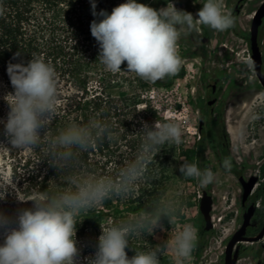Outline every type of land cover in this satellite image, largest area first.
Here are the masks:
<instances>
[{"label": "clouds", "instance_id": "1", "mask_svg": "<svg viewBox=\"0 0 264 264\" xmlns=\"http://www.w3.org/2000/svg\"><path fill=\"white\" fill-rule=\"evenodd\" d=\"M91 4L93 16L102 17L91 22L90 30L99 45L98 59L105 70L119 73L126 62L124 71L151 83L179 70L182 61L177 45L182 35L199 33L202 27L222 32L235 23L234 17L223 10L222 0H203L195 17L177 9L173 3L157 10L137 0H127L114 7L110 14L104 10L97 13L95 0H91ZM19 55L17 52L13 58ZM248 67H253L251 60ZM7 73L14 91L4 96L10 110L6 121H0L7 138V146L0 143V148L35 149L41 143V130H46L45 134L55 116L56 70L50 62L33 56L26 65L10 62ZM142 131L144 140L139 155L116 177L70 175L64 178L70 185L66 191L35 195L30 199L33 207L21 210L14 219L0 213V229L4 230L0 264H77V213L105 199L130 195L157 146L166 142L181 143V130L174 123H155L151 127L145 124ZM105 136L112 137L109 125L95 119L84 126L71 125L49 141V162L61 171L74 167L78 153L95 148ZM223 167L231 169L228 158L223 161ZM179 172L185 177L196 178L201 187L213 183L216 178L210 169L201 171L196 163H182ZM6 190L0 199L4 198ZM173 210L171 202H161L151 211H142L139 216L120 224L101 228L98 249L94 258H86L87 264H160L159 257L168 250L169 243H174L177 264H182L190 258L198 239L197 230L190 225L163 246L135 252L131 258L125 251L129 246V235L144 228L152 232L160 226L162 217H167L170 224L174 223Z\"/></svg>", "mask_w": 264, "mask_h": 264}, {"label": "trees", "instance_id": "2", "mask_svg": "<svg viewBox=\"0 0 264 264\" xmlns=\"http://www.w3.org/2000/svg\"><path fill=\"white\" fill-rule=\"evenodd\" d=\"M141 1L137 0L138 3ZM150 6L156 9L158 5L151 2ZM100 19V16H93L87 0H0V121H6L10 110L4 96L14 91L7 73L10 62H23L26 65L33 56L39 57L54 66L58 77L55 116L47 132L44 134L46 130H41L40 145L35 149L26 150V154L18 149L9 154L14 162V177L17 173L19 178L22 175L23 181H27V191L33 190L34 194L47 192L54 195L66 191L70 185L65 177L77 175L76 171L80 176H91L94 173L93 156L96 153L104 155L109 151V138L105 136L95 148L78 153L74 167L58 170L49 162L48 149L49 141L59 135L63 125L84 126L95 119L108 124L112 134L119 128H123L127 134L132 133L135 127L143 129L142 121L150 126L158 120L155 111L138 112L137 105L140 102L136 100L135 95L116 99L111 96V72L106 71L100 63L99 45L90 30L91 22ZM17 52L20 53L19 57L13 58ZM175 75L181 76L177 72ZM171 82L172 79H169L158 84L168 88ZM144 87L146 85L143 84L142 88ZM2 142L7 146L4 124L0 123V143ZM138 143L140 142L134 141V145L138 146ZM198 152L196 147L181 150V164L187 162L199 166ZM124 167L126 165L118 162L112 170V177H116ZM17 169L20 172H17ZM163 173L161 166L159 178H156V175L149 178L147 175L143 182L137 181L132 193L127 197L105 199L98 206L82 209L77 213V264H87L86 258H94L90 254L88 257L85 255L91 251L92 246H98V238L105 224H120L138 216L142 211H151L160 203L166 181ZM3 200L0 199V213L7 216L8 200ZM87 229L93 232V236L84 245ZM203 234L200 229L195 244L198 251L203 246L200 241ZM128 240L129 246L125 251L129 258L134 256L135 252L150 251L146 244L147 241L150 244L153 242L152 237L139 241L131 235ZM160 264L172 263L162 258Z\"/></svg>", "mask_w": 264, "mask_h": 264}, {"label": "rangeland", "instance_id": "3", "mask_svg": "<svg viewBox=\"0 0 264 264\" xmlns=\"http://www.w3.org/2000/svg\"><path fill=\"white\" fill-rule=\"evenodd\" d=\"M87 1L90 11H92L91 0ZM225 1L222 0V3ZM259 1H248L242 12L244 14L251 13L254 5ZM126 2L127 0H95L96 12L99 13L101 10H104L110 14L114 7ZM151 2L152 0H142L140 3L150 6ZM228 2H231V0ZM169 3H173L179 10L192 13L194 17L203 6V0H166V2L157 6L156 9L159 10L160 8L167 7ZM241 22L243 23L244 21ZM201 34L211 39L210 46L218 45L220 42L221 32L202 27ZM238 42L241 45L235 49L238 52L236 64L239 66L236 69L235 80L239 86L240 101L234 109L233 114L237 118H240V120L239 122H235L230 129L237 140L235 144L239 146V150L244 151L245 156H251V164L257 167L260 165L264 166V93L257 90L250 83L245 84V81L249 80V75L252 73L248 68V55L246 51H243V44L240 41ZM204 47L206 50H209L206 46ZM177 49L182 61L177 71L181 75L180 77H175L176 75L174 74L151 83L141 79L134 73L124 71L127 67L126 62L122 64L121 72L111 73L109 86L113 98H129L135 95L136 100L140 102L137 105L138 112H156L158 120L151 123L150 127L155 123L156 125L174 123L179 126L182 133L180 144L166 142L157 146L155 151L150 155L142 178L138 180L143 182V178L147 177V175L149 178L155 175L156 178H159L160 168L161 166L163 167V176L166 178V181L160 203H172L174 223L170 224L168 218L163 217L160 221V226L152 232L144 228L138 233L131 234V236H135V240L139 241H145L152 237V245L148 241L146 244V247L152 250L157 245L163 246L166 242L173 241L174 236L185 226H192L197 230L198 234V231L203 227L202 216L198 211V199L201 196V190L209 189L213 198L210 212L213 227L201 236L200 241L203 245L201 250L198 251L194 247L190 258L183 260L182 264H221L226 238L234 231L237 225L236 215L239 211V187L231 175L222 172L214 163H207L204 156L208 157V152L199 156L198 167L201 171L210 169L214 173L216 178L213 183L201 187L196 178L185 177L179 172L182 160L180 152L181 150L191 148L196 137L190 104L192 98L197 97L195 87L199 65L196 58L192 59L190 57L192 49L189 35L181 36ZM169 79H172V82L168 88L160 87L158 84V82L165 83ZM156 83L158 85H155ZM143 84L146 87L142 88ZM71 125L74 124L63 125L60 128L59 134ZM142 125H145L144 121H142ZM142 130L141 127H135L132 133L126 134L123 128H119L109 139V151L104 155L96 153L93 156L94 173L91 176H80L78 175L80 173L76 171V176L81 178L112 177V170L118 165V162L126 166L134 162L140 153L144 140ZM134 141L140 142L138 146L134 145ZM2 144H5V142H2ZM15 150L11 151L7 148H0V189L2 195L5 189H7L3 201L7 202L8 200L6 203L8 206L6 214L13 219L21 210L31 209L33 202L30 199L39 194H34L33 190L27 191V181H23L22 175L19 178L17 173L14 177L12 172L14 162L9 154L11 152L14 153ZM21 151L24 154L28 152L26 150ZM17 172L20 171L17 169ZM24 177L26 178V176ZM11 226L14 227L16 225L12 224ZM107 227L109 226L105 224L104 228ZM3 231V229H0V245L4 242ZM92 236L93 232L87 229L83 244L85 245V242H88ZM197 241L195 244H197ZM97 249L98 246H92L91 251L85 257H88V254L94 257ZM159 258L160 260L166 258L168 262L177 264L178 258L175 255L174 243H169L168 250Z\"/></svg>", "mask_w": 264, "mask_h": 264}, {"label": "flooded vegetation", "instance_id": "4", "mask_svg": "<svg viewBox=\"0 0 264 264\" xmlns=\"http://www.w3.org/2000/svg\"><path fill=\"white\" fill-rule=\"evenodd\" d=\"M228 1L223 3V10L234 17L235 23L233 27L221 32L218 45L210 46L211 39L201 34V31L189 35L192 49L190 57L196 58L199 65L195 87L197 97L192 98L190 104L196 133L192 147L199 149L198 163L199 156L208 152L209 156H204L207 163H214L222 172L231 175L239 187L237 225L227 236L225 245L232 234L241 227L243 215L249 207H252V213L244 229L243 237H256L264 224V166L257 167L251 164V156H245L244 151L239 150V146L235 144L237 140L230 129L240 120L233 114L240 101L239 86L235 80L236 69L239 67L236 64L238 52L235 49L240 47L241 44L238 42L240 41L244 47L243 51H246L248 55L247 59L251 60V20L263 0L255 4L249 14H244L242 11L250 0ZM152 2L159 6L166 0H152ZM255 43L260 53V72L264 76V15L257 26ZM204 46L209 50H206ZM249 71L252 74L249 75V80L245 81V84L250 83L264 93L258 77V69L254 64ZM225 158L231 161L230 170L223 167ZM252 176L256 178L255 184L247 197L243 199V189L239 179L242 178L245 181ZM203 190L211 196L209 189ZM201 229L203 230V227ZM203 232L207 231L203 230ZM235 251L237 252L235 264H264V233L255 241L236 242L233 247V252ZM222 257L221 264L224 263V250Z\"/></svg>", "mask_w": 264, "mask_h": 264}, {"label": "water", "instance_id": "5", "mask_svg": "<svg viewBox=\"0 0 264 264\" xmlns=\"http://www.w3.org/2000/svg\"><path fill=\"white\" fill-rule=\"evenodd\" d=\"M263 15H264V0L259 5V7L256 9L252 17L251 26H250V39H251L250 59L253 62L255 68L258 69V77L264 88V76L260 72V62H261L260 53L255 43L257 26ZM239 181L241 182L242 189H243L242 198L245 199L247 195L249 194L250 190L252 189V187L254 186L256 178L252 176L245 181L242 178H240ZM211 209H212V198L206 190H202L201 196L198 199V211L200 215L202 216L203 230L205 231H208L213 227V224L211 222V214H210ZM251 213H252V207H249L246 213L243 215V223L241 227L232 234V236L226 243L225 249H224V263L223 264H235L237 252L236 251L233 252V247L236 242L240 240H248V241L254 240L255 241L259 239L260 237H262L264 233V224H263L261 231L256 237L254 238H244L243 237L244 229L246 225L248 224Z\"/></svg>", "mask_w": 264, "mask_h": 264}]
</instances>
